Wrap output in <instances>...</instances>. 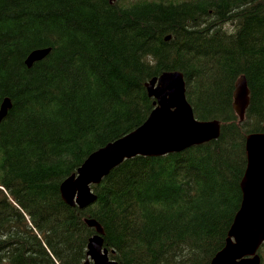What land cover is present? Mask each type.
<instances>
[{
    "label": "trees",
    "instance_id": "1",
    "mask_svg": "<svg viewBox=\"0 0 264 264\" xmlns=\"http://www.w3.org/2000/svg\"><path fill=\"white\" fill-rule=\"evenodd\" d=\"M166 71L184 75L195 118L220 121L219 138L126 159L91 186L93 204L65 203L62 183L146 122V84ZM241 77L250 104L239 123ZM6 99L0 264H85L97 233L86 219L119 264H210L241 207L247 135L264 134V0H0Z\"/></svg>",
    "mask_w": 264,
    "mask_h": 264
},
{
    "label": "water",
    "instance_id": "2",
    "mask_svg": "<svg viewBox=\"0 0 264 264\" xmlns=\"http://www.w3.org/2000/svg\"><path fill=\"white\" fill-rule=\"evenodd\" d=\"M112 2L117 0H111ZM170 38H167L169 40ZM50 49L37 50L25 63L31 67L47 56ZM155 109L139 128L123 138L97 150L61 185L62 198L68 205L85 209L97 200L91 186L102 183L111 171L126 159L136 156L160 157L181 152L187 148L218 139L221 122L199 121L195 118L186 97V82L179 71H166L146 84ZM245 77L237 80L234 91V109L244 121L250 104ZM11 101L0 107V121L8 114ZM247 168L241 182V207L228 233L225 247L210 264H261L259 249L264 244V134L247 136ZM96 234L89 240L85 264H119L110 260L104 248V230L95 219H86Z\"/></svg>",
    "mask_w": 264,
    "mask_h": 264
},
{
    "label": "rangeland",
    "instance_id": "3",
    "mask_svg": "<svg viewBox=\"0 0 264 264\" xmlns=\"http://www.w3.org/2000/svg\"><path fill=\"white\" fill-rule=\"evenodd\" d=\"M156 107V106H155ZM238 121H239V123H241V122H243V121H241L240 120V118L238 117ZM250 135V134H249ZM248 136V135H247ZM264 245V244H263ZM261 246V248H260V252H259V254L261 255V264H264V246Z\"/></svg>",
    "mask_w": 264,
    "mask_h": 264
},
{
    "label": "flooded vegetation",
    "instance_id": "4",
    "mask_svg": "<svg viewBox=\"0 0 264 264\" xmlns=\"http://www.w3.org/2000/svg\"><path fill=\"white\" fill-rule=\"evenodd\" d=\"M259 252H260V249H259ZM259 252H258V254H259ZM260 255V254H259ZM260 257H261V255H260ZM110 260H112V261H114L113 259H111V258H109ZM262 259V258H261ZM86 263V262H85Z\"/></svg>",
    "mask_w": 264,
    "mask_h": 264
},
{
    "label": "bare ground",
    "instance_id": "5",
    "mask_svg": "<svg viewBox=\"0 0 264 264\" xmlns=\"http://www.w3.org/2000/svg\"><path fill=\"white\" fill-rule=\"evenodd\" d=\"M89 157H90V156H89ZM89 157H88V158H89Z\"/></svg>",
    "mask_w": 264,
    "mask_h": 264
}]
</instances>
